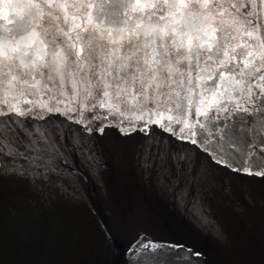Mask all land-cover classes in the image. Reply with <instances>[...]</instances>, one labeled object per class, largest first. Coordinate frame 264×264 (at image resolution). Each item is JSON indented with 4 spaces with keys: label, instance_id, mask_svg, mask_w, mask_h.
I'll return each instance as SVG.
<instances>
[{
    "label": "snow or ice",
    "instance_id": "6c2138e0",
    "mask_svg": "<svg viewBox=\"0 0 264 264\" xmlns=\"http://www.w3.org/2000/svg\"><path fill=\"white\" fill-rule=\"evenodd\" d=\"M14 7L21 14L4 17L6 24L0 30V178L11 175L35 183L61 175L66 156L60 141L65 137L83 163H95L90 138L72 133L49 113L71 120L68 113L78 112L76 123H83L84 131L95 128L103 133L111 122L89 127L101 114L93 112L87 118L85 111L105 109L108 115L120 117L149 103L157 111L139 129L148 139L136 153L137 166L146 178L155 172L158 182L178 184L184 176L192 183L207 176L203 165L197 168L191 150L176 151L148 136L149 123L197 145L213 163L264 177V0L116 3L111 7L119 14L107 20L115 32L107 26L97 29L92 21L98 24L100 16L91 13L81 17L91 27L69 26L70 16L76 18L70 10L79 7L87 12L94 7L90 4L28 0ZM122 8H128L130 15L120 12ZM129 22L127 30H121ZM208 61L216 63L223 91L215 80L210 89L205 82V109L193 112L204 121L189 122L184 107L175 101L163 107L170 96H179L174 84L188 83V70ZM222 112L228 113L223 120ZM123 134L128 135V130ZM150 247L140 239L130 254Z\"/></svg>",
    "mask_w": 264,
    "mask_h": 264
},
{
    "label": "water",
    "instance_id": "95a60500",
    "mask_svg": "<svg viewBox=\"0 0 264 264\" xmlns=\"http://www.w3.org/2000/svg\"><path fill=\"white\" fill-rule=\"evenodd\" d=\"M26 2L0 0V30L6 24L4 17L21 14L14 5ZM67 2L94 5L87 12L79 7L71 9L76 18L73 21L70 16L69 26L80 23L91 27L85 25L91 13L100 16L98 24L92 21L97 29L107 26L115 32L117 29L107 20L119 12L111 6L151 0ZM119 11L130 15L128 8ZM128 26L130 22L121 30L126 31ZM188 71L189 82L174 84L179 96H170L163 107H171L175 101L184 107L189 122H203L204 117L193 112L205 109V82L210 89L215 80L223 91L222 81L218 80L214 61ZM73 107L78 109L79 104ZM156 111L151 103L120 117L108 115L105 109L85 111L87 118L93 112L101 114V119L92 121L89 127L111 122L103 133L95 128L91 133L84 131L85 125L76 123L78 112L68 113L71 120L60 113H49L72 133L90 138L95 163H83L80 152L65 137L60 141L66 156L61 175L35 183L18 176L0 178V264H264V177L213 163L197 145L149 123L148 136L176 151L191 150L197 168L203 165L207 176L197 183L184 176L178 184L158 182L155 172L146 178L136 163L138 148L148 139L139 129ZM167 115L164 113L165 118ZM227 115L222 112L219 119ZM124 129L128 135L123 134ZM194 131L198 133L199 128ZM140 239L152 247L130 254L131 246ZM159 244L166 247L157 248Z\"/></svg>",
    "mask_w": 264,
    "mask_h": 264
}]
</instances>
